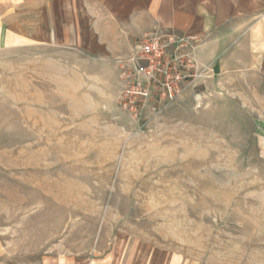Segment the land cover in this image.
I'll return each mask as SVG.
<instances>
[{"label":"rangeland","instance_id":"obj_1","mask_svg":"<svg viewBox=\"0 0 264 264\" xmlns=\"http://www.w3.org/2000/svg\"><path fill=\"white\" fill-rule=\"evenodd\" d=\"M69 1L0 0V264H264V0L208 58L171 27L115 58L56 45L44 7ZM152 34L194 37L197 76L136 114L120 61Z\"/></svg>","mask_w":264,"mask_h":264},{"label":"crops","instance_id":"obj_2","mask_svg":"<svg viewBox=\"0 0 264 264\" xmlns=\"http://www.w3.org/2000/svg\"><path fill=\"white\" fill-rule=\"evenodd\" d=\"M100 4L104 12L100 22L93 21V9L87 0L78 5L69 1L44 7L45 17L51 20V41L59 46L100 51L115 58L129 49L131 37L142 35L147 29L171 27L180 34L211 35L200 49L202 55L208 58L216 56L226 42L235 43L238 28L246 29V17L252 16V0L245 8L244 24L231 15L234 4L227 1L222 11L221 0H101ZM125 12L131 13L129 23H125ZM137 12L142 14L137 15ZM248 25L251 27L250 22ZM261 29L264 44V23ZM249 34L245 35L244 50L252 59V31ZM209 50H212L211 54Z\"/></svg>","mask_w":264,"mask_h":264},{"label":"built area","instance_id":"obj_3","mask_svg":"<svg viewBox=\"0 0 264 264\" xmlns=\"http://www.w3.org/2000/svg\"><path fill=\"white\" fill-rule=\"evenodd\" d=\"M194 40L152 34L137 43L131 58L120 61L125 68L123 75L133 83L125 91L124 104L136 110V114L139 107L146 106L157 113L176 101L197 76L192 72L196 63Z\"/></svg>","mask_w":264,"mask_h":264}]
</instances>
